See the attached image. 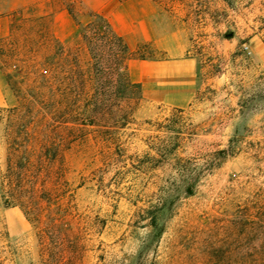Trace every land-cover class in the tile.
<instances>
[{
	"label": "rangeland",
	"instance_id": "rangeland-1",
	"mask_svg": "<svg viewBox=\"0 0 264 264\" xmlns=\"http://www.w3.org/2000/svg\"><path fill=\"white\" fill-rule=\"evenodd\" d=\"M142 9L164 44L173 31L188 44L192 100L103 88L114 103L94 107L80 24L101 13L137 54L164 57L135 42ZM13 139L68 230L49 257L0 193L5 264H264V0H0V177Z\"/></svg>",
	"mask_w": 264,
	"mask_h": 264
},
{
	"label": "trees",
	"instance_id": "trees-1",
	"mask_svg": "<svg viewBox=\"0 0 264 264\" xmlns=\"http://www.w3.org/2000/svg\"><path fill=\"white\" fill-rule=\"evenodd\" d=\"M74 15H76L75 12ZM78 35L90 52L89 74L93 83V92L88 101L91 105L94 107L101 104L108 106L113 96V100L120 97L119 101L127 103L134 98L137 100L142 98L141 85L131 79L128 65L131 59L144 56L137 54V51L130 47L124 36L115 31L106 16L95 11L88 12V19L80 24ZM103 88H107L111 97L107 101L101 97L106 91ZM9 144L6 171L0 177V193L7 205H19L26 214L30 215L26 217L36 229L42 253H47V255L49 253L50 256H48L52 258L57 257L54 250L57 247L58 233L68 230L65 228V217L57 216L51 210L54 199L51 192L46 189H41L40 192L35 185L28 184L27 170L30 160L28 156L18 155L23 146L27 147L24 141L13 139L9 141ZM45 199L49 201L48 206H42V201ZM156 221L157 216H152V225L155 226ZM75 247H78L77 244L71 246V249L74 250ZM64 251L63 248L62 257ZM42 259L41 263L50 264L47 258H43V254ZM0 264H5L4 260L0 259Z\"/></svg>",
	"mask_w": 264,
	"mask_h": 264
},
{
	"label": "crops",
	"instance_id": "crops-1",
	"mask_svg": "<svg viewBox=\"0 0 264 264\" xmlns=\"http://www.w3.org/2000/svg\"><path fill=\"white\" fill-rule=\"evenodd\" d=\"M135 22L136 30H139L135 33L137 46L150 41L165 55L161 58L131 59L128 65L131 79L141 85L142 95L168 100L174 105L188 104L192 100L197 81V61L186 55L188 44L178 31L169 33L172 39L170 45L164 44L161 25L154 21L153 10L142 9L136 12ZM126 41L131 47L129 41Z\"/></svg>",
	"mask_w": 264,
	"mask_h": 264
}]
</instances>
